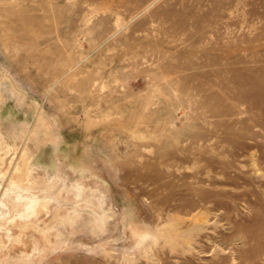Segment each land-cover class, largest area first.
I'll list each match as a JSON object with an SVG mask.
<instances>
[{
  "label": "rangeland",
  "instance_id": "obj_1",
  "mask_svg": "<svg viewBox=\"0 0 264 264\" xmlns=\"http://www.w3.org/2000/svg\"><path fill=\"white\" fill-rule=\"evenodd\" d=\"M0 201V264H264V0H0Z\"/></svg>",
  "mask_w": 264,
  "mask_h": 264
},
{
  "label": "bare ground",
  "instance_id": "obj_2",
  "mask_svg": "<svg viewBox=\"0 0 264 264\" xmlns=\"http://www.w3.org/2000/svg\"><path fill=\"white\" fill-rule=\"evenodd\" d=\"M9 193H14L16 200L23 203V210L18 212L20 217H23L29 213H34L36 208L39 206L40 199L36 195L31 194L28 189L22 188L17 183H11L4 195ZM79 196L80 194L77 195V197ZM0 205H4L2 201H0Z\"/></svg>",
  "mask_w": 264,
  "mask_h": 264
}]
</instances>
